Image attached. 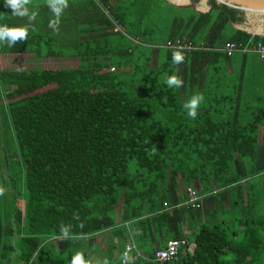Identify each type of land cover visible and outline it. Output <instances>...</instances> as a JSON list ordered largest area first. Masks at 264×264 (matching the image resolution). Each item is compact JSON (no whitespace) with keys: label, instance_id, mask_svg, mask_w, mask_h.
I'll return each mask as SVG.
<instances>
[{"label":"trees","instance_id":"obj_1","mask_svg":"<svg viewBox=\"0 0 264 264\" xmlns=\"http://www.w3.org/2000/svg\"><path fill=\"white\" fill-rule=\"evenodd\" d=\"M157 1L69 0L56 33L46 0H32L39 15L28 40L0 43V53L77 57L74 68L0 69V264H264V103L244 104L240 77L229 85L225 71L237 56L259 59L213 49L264 36L233 28L242 12L208 0L204 13L173 15L156 47L139 26ZM26 23L0 0V25ZM175 38L208 48L161 46ZM170 74L183 86L167 88ZM196 93L205 99L193 120L182 105ZM192 183L201 207L174 208ZM124 222L141 255L129 262ZM101 233L103 249L94 242ZM181 238L194 243L191 253L183 246L171 260L151 259Z\"/></svg>","mask_w":264,"mask_h":264},{"label":"built area","instance_id":"obj_2","mask_svg":"<svg viewBox=\"0 0 264 264\" xmlns=\"http://www.w3.org/2000/svg\"><path fill=\"white\" fill-rule=\"evenodd\" d=\"M101 11L105 14V16L108 18L111 27L110 31L116 32V31H122L120 25L118 24L117 20L114 19L108 12L107 6H102L98 4ZM164 48L173 49V50H185V51H193V50H204L208 47H205L202 44H192L188 40L175 38L172 40H166L162 45ZM215 50H219L223 52L226 56H231L234 53H241V54H247L252 53L257 56L259 60H264V44H261L259 42H256L254 44H242L238 42H225L220 47H213ZM109 70H113V68H109ZM214 192V191H212ZM184 199L174 204V208L185 206L189 208H197L201 207L202 199L204 197V194L200 191L199 186H197L195 183H192L190 186H187L184 188ZM163 210H170V207L163 202L162 203ZM124 248L122 252V262L128 261V260H135L138 257H141L140 252L135 247V244L133 243V234H134V228L128 224V222H124ZM185 247V249L188 252H192L194 243H189L187 240L181 238V239H167L165 240L163 247L155 250L154 256L151 258L157 262H164L173 259L179 249L181 247ZM30 264V263H27Z\"/></svg>","mask_w":264,"mask_h":264},{"label":"clouds","instance_id":"obj_3","mask_svg":"<svg viewBox=\"0 0 264 264\" xmlns=\"http://www.w3.org/2000/svg\"><path fill=\"white\" fill-rule=\"evenodd\" d=\"M4 2L5 5L11 9L12 15L27 20V23L24 25H0V43H6L8 47H13L18 42L28 40L29 36L31 35V25L36 20L39 12L37 9L32 7V0H4ZM46 5L52 13V18L49 19L48 27L54 32L58 33L61 17L65 10L69 7V0H46ZM172 62L175 65H180L183 63V54L181 52H174L172 55ZM163 83L167 88L178 89L183 86L184 81L178 74H170L165 76ZM204 99L205 97L202 93H196L183 103L182 108L185 110L189 118L193 120L197 118L198 110L204 102ZM3 194L4 189L0 188V195ZM69 232V226H61V233L63 235L68 236ZM81 261L83 264V257H81ZM129 261L132 260L125 262Z\"/></svg>","mask_w":264,"mask_h":264},{"label":"rangeland","instance_id":"obj_4","mask_svg":"<svg viewBox=\"0 0 264 264\" xmlns=\"http://www.w3.org/2000/svg\"><path fill=\"white\" fill-rule=\"evenodd\" d=\"M164 1V0H163ZM164 3L157 1V5H154L149 9V14L147 16H142L141 23L139 29L147 38H150V41L153 42L156 47L160 44L159 41L165 37L168 31V26L171 21L173 15L180 14H189L191 9L185 7H169ZM185 3H187L185 1ZM170 5V4H169ZM196 7L201 8L198 5V2L195 4ZM173 6V5H172ZM147 41V39H145ZM152 44V43H151ZM31 62H30V61ZM64 60L60 57H44L43 60H36L34 63L30 58V55H26V57L22 55H1L0 56V69H21V68H66L65 65H69L63 62ZM73 65V63L71 64ZM51 86H46L44 88H40L35 90L34 92H38L40 90L50 88ZM264 144L263 141H258L259 147ZM182 182L178 178V191L182 192ZM259 197L262 198L263 192L259 193ZM17 205L19 208H22V201H17ZM120 209V203H118L115 207V212ZM188 231V230H187ZM184 233H188L185 232ZM103 233L96 235L94 238V242L97 245H100L101 249H103ZM189 241H192V235H186ZM184 251L183 248L180 249V254ZM90 257L101 259L99 254H91Z\"/></svg>","mask_w":264,"mask_h":264},{"label":"crops","instance_id":"obj_5","mask_svg":"<svg viewBox=\"0 0 264 264\" xmlns=\"http://www.w3.org/2000/svg\"><path fill=\"white\" fill-rule=\"evenodd\" d=\"M135 41V39H133ZM155 47V46H154ZM22 55L26 57V55H30V58L35 63L36 60H43V58L36 59L32 56L31 53L28 52H19V53H0L1 55ZM62 58L66 64V68H74L77 65V57H68V56H62ZM240 59V60H239ZM243 60L239 56L235 57L232 66L234 68L233 71L230 72L229 66L225 68L226 74H227V83L230 85L233 81V79L236 77H240L238 80L239 83V90L243 96H246V101H244V104L247 103L251 106H260L264 103V62H261L254 58L252 55H247L242 57ZM30 61V60H29ZM244 61V64H241L240 62ZM31 62V61H30ZM73 63V65H71ZM36 68V67H35ZM41 68V67H39ZM55 69V68H52ZM235 81V80H234ZM250 81L254 86L251 87V85L247 84V82ZM257 94L259 96L258 101H254V98H252L253 94ZM240 108H242V105H239ZM238 106V108H239ZM258 129V141L264 142V136L261 133V130ZM140 251V250H138ZM123 252V250H122Z\"/></svg>","mask_w":264,"mask_h":264},{"label":"water","instance_id":"obj_6","mask_svg":"<svg viewBox=\"0 0 264 264\" xmlns=\"http://www.w3.org/2000/svg\"><path fill=\"white\" fill-rule=\"evenodd\" d=\"M166 3L176 7H190L197 13H204L209 9L208 0H164ZM185 1L187 3H185ZM201 8L196 7V3ZM217 4L238 9L242 12L244 21L242 24H233L235 29L243 30L250 35L264 36V0H214Z\"/></svg>","mask_w":264,"mask_h":264},{"label":"bare ground","instance_id":"obj_7","mask_svg":"<svg viewBox=\"0 0 264 264\" xmlns=\"http://www.w3.org/2000/svg\"><path fill=\"white\" fill-rule=\"evenodd\" d=\"M178 2H182L183 0H177Z\"/></svg>","mask_w":264,"mask_h":264},{"label":"flooded vegetation","instance_id":"obj_8","mask_svg":"<svg viewBox=\"0 0 264 264\" xmlns=\"http://www.w3.org/2000/svg\"><path fill=\"white\" fill-rule=\"evenodd\" d=\"M192 1V0H191Z\"/></svg>","mask_w":264,"mask_h":264}]
</instances>
